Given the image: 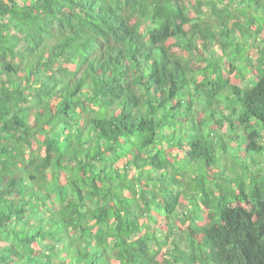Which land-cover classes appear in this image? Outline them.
I'll return each instance as SVG.
<instances>
[{"label":"trees","instance_id":"trees-1","mask_svg":"<svg viewBox=\"0 0 264 264\" xmlns=\"http://www.w3.org/2000/svg\"><path fill=\"white\" fill-rule=\"evenodd\" d=\"M191 1L0 0V264H264V0Z\"/></svg>","mask_w":264,"mask_h":264},{"label":"rangeland","instance_id":"rangeland-1","mask_svg":"<svg viewBox=\"0 0 264 264\" xmlns=\"http://www.w3.org/2000/svg\"><path fill=\"white\" fill-rule=\"evenodd\" d=\"M190 2H192V1L190 0ZM259 36L262 37V36H263V33H261ZM198 50H199V49H198ZM249 50H250V49H249ZM199 53H200V50H199ZM182 54H183V53H182ZM259 161L262 162V163H264V162H263V161H264L263 158H260ZM160 222H161V223H164L163 220H161Z\"/></svg>","mask_w":264,"mask_h":264}]
</instances>
